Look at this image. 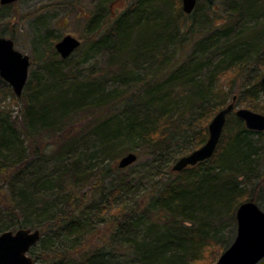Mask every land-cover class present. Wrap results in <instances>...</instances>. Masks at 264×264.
I'll use <instances>...</instances> for the list:
<instances>
[{
    "label": "trees",
    "instance_id": "16d2710c",
    "mask_svg": "<svg viewBox=\"0 0 264 264\" xmlns=\"http://www.w3.org/2000/svg\"><path fill=\"white\" fill-rule=\"evenodd\" d=\"M114 1L101 0L86 19V36L98 34L93 46L108 52L100 66L84 79L68 75L80 48L64 60L51 47L58 59H44L48 76L30 73L21 97L22 127L0 112V232L39 229L35 264H203L210 250L220 258L234 242L224 231L237 224L240 205L264 198L250 138L263 133L233 112L212 159L175 173L173 155L202 147L213 118L237 97L218 83L230 72L242 76L247 65L250 49L235 41L243 33L233 38L231 30L241 20L263 23L264 0H208L197 25L183 22L189 16L175 0H130L115 18L108 7ZM217 2L227 17L216 23ZM255 32L244 35L254 39ZM189 33L205 34L187 53ZM251 78L235 103L242 98L244 108L263 114V78ZM0 87L14 95L1 77ZM131 152L136 166L120 169L117 161ZM85 156L99 165H83ZM161 166L168 177L150 194L117 206L143 170ZM100 223L108 234L95 246L90 236Z\"/></svg>",
    "mask_w": 264,
    "mask_h": 264
},
{
    "label": "rangeland",
    "instance_id": "374dc122",
    "mask_svg": "<svg viewBox=\"0 0 264 264\" xmlns=\"http://www.w3.org/2000/svg\"><path fill=\"white\" fill-rule=\"evenodd\" d=\"M98 2H101V0H18V2L9 5V7L1 6L0 4V35L3 34L2 36L6 38H13L16 49L24 55H28L30 57L32 61L30 73L32 74V76L34 78H43L44 80L45 77L48 76V73L44 68V64L46 63L44 59H58V57L50 51L51 47L55 48L56 43L66 35L77 37L81 40L82 45L80 47V50L76 53V57L74 58L73 62L71 63L72 74L68 68L65 69V71L68 75H76L79 79H84L85 77L89 76V74L93 70L94 65L98 64V66H100L101 63L107 59L108 54L107 51L102 49L100 50L98 47L93 46L95 42L94 38L98 37V34L93 38H89L86 36V19L92 14L95 5L98 4ZM129 3L130 0H115L112 4H109L108 7L110 13H112V17L115 18L120 13H122L123 10L129 5ZM175 3L176 5L180 4V9L183 10L182 0H175ZM209 4L210 3L208 0H198V10L195 9L193 13L195 14L196 12L195 16H193L192 14L186 15L183 12L184 15L189 16V18L186 17L185 19L183 17V22L186 25L198 23V16L200 15L201 10H203L204 7L205 10H207ZM217 5L219 7H217V15L214 17L216 23L220 21L221 16L223 17V19L227 17L226 14L221 12L222 9L219 2H217ZM1 7H6V9H1ZM252 29L256 31L255 35H258L257 38H246L244 34ZM261 30H264V22L256 24V21L251 20H241L231 30L230 37L232 36L233 38L234 36L238 37L239 34L243 33L240 38H235V41H239L238 44H236L237 48L239 47L240 49H250L248 53L246 52L247 57L245 55V63H247V65L243 69L242 76L234 78V74L230 72L229 75H225V78L222 77L221 80L218 81V83H221V85L224 86L225 91H228V89L231 87L233 90V94H236L237 97H241V91L244 87L243 83L245 82L244 79L248 73L253 77L250 80L252 84L255 83L257 77H259L260 80L264 78V31L261 32ZM49 33L52 35L51 39L48 38ZM204 34L195 33L192 36L189 33V43L186 46L187 53L191 51L195 42L202 38ZM51 42L53 43L52 46ZM234 48L236 47L229 48V52H231ZM58 56L60 57V55ZM221 59H223V57L219 55L215 59L214 64H217ZM31 87H35L34 83ZM111 88H113V86H109V90ZM13 94L14 95H12L11 92H9L7 89L0 87V112L11 114L13 119H15L17 126L21 128L24 103L22 102L21 98H18L15 95L14 92ZM235 104L237 107L236 110L244 108L242 98H239V101ZM258 104L264 107V89L259 92ZM262 133V137L251 135L250 138L252 141H255L254 144L257 145L256 147H258L259 149V154L254 156L253 159L254 164L258 166L260 170H262V178L260 180L262 181V191L264 192V132ZM53 139L54 138L51 137L45 139V141L48 142V147L54 145ZM186 145V147H189V144ZM27 146H30L29 142L27 143ZM182 150L183 149L175 152V154L173 155L174 158L180 159L182 156H184ZM86 157L87 156L83 158V165H85V163L99 165L97 164V159L93 158L94 160L91 161ZM140 161L143 160L141 159ZM56 165L57 163L51 162L50 166H48V169L51 171L55 168ZM135 166L136 164L133 165V168ZM166 170L167 169L165 168V166L154 169L147 168L143 170L144 179L140 182L139 185L134 184L135 186L131 190H128L127 193L123 194V196L120 195L116 201L117 206H120L125 202L132 204L137 199L141 200L145 195L150 194L151 191H153L154 187L157 185L158 181H161V179H165L166 177H168V173ZM2 188L3 185L1 184L0 189ZM250 190H252V187L248 186V191ZM263 199L264 198H262L258 202V205L264 210ZM31 229L36 230L35 228ZM96 230L97 231L95 233L91 234L90 241L92 245L100 246L103 244L104 239L108 234L107 223L96 224ZM2 233L3 232H0V234ZM224 234L229 237L231 241H234L237 235V224H232V222L228 224L225 228ZM41 249L42 243L39 242L34 248H32L29 255L35 259V256L41 251ZM213 251L215 250L208 251L205 259L201 263L212 264L213 259H215V261H218L219 258L218 255H216L217 252H214L213 256L211 255ZM217 261L215 262V264L217 263ZM126 264L133 263L128 261L126 262Z\"/></svg>",
    "mask_w": 264,
    "mask_h": 264
},
{
    "label": "water",
    "instance_id": "95a60500",
    "mask_svg": "<svg viewBox=\"0 0 264 264\" xmlns=\"http://www.w3.org/2000/svg\"><path fill=\"white\" fill-rule=\"evenodd\" d=\"M18 0H0L1 6L15 4ZM183 12L194 13L198 0H182ZM77 37L66 35L55 49L62 59L70 58L81 47ZM31 59L16 49L13 39L0 35V77L21 98L30 76ZM264 84V78L262 79ZM237 97L233 103L216 114L209 124L207 142L189 155L178 159L172 171L180 173L188 167L210 160L215 155L227 123L228 116L235 112L247 129L264 132V115L247 108L236 110ZM138 160L135 153H128L118 161L120 169L133 166ZM237 235L231 246L220 256L216 264H259L264 260V210L254 201H246L237 211ZM42 238L39 229L21 228L0 234V264H35L29 255Z\"/></svg>",
    "mask_w": 264,
    "mask_h": 264
}]
</instances>
